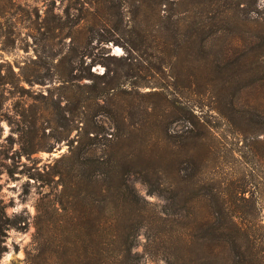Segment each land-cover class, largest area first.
<instances>
[{
  "label": "rangeland",
  "instance_id": "374dc122",
  "mask_svg": "<svg viewBox=\"0 0 264 264\" xmlns=\"http://www.w3.org/2000/svg\"><path fill=\"white\" fill-rule=\"evenodd\" d=\"M96 222L109 264H264V0L0 15V264H91Z\"/></svg>",
  "mask_w": 264,
  "mask_h": 264
},
{
  "label": "trees",
  "instance_id": "16d2710c",
  "mask_svg": "<svg viewBox=\"0 0 264 264\" xmlns=\"http://www.w3.org/2000/svg\"><path fill=\"white\" fill-rule=\"evenodd\" d=\"M14 7V0H0V15L6 17ZM101 226V223H94L93 233L91 235V264H109L110 258H107V252L104 250L103 245L106 241L99 240L96 238L97 229ZM94 247L95 250H94ZM128 257V261L124 260V257ZM123 258V259H122ZM137 255L132 253L131 247L122 245L121 250L119 251L117 258L113 261L114 264H137L136 259Z\"/></svg>",
  "mask_w": 264,
  "mask_h": 264
}]
</instances>
